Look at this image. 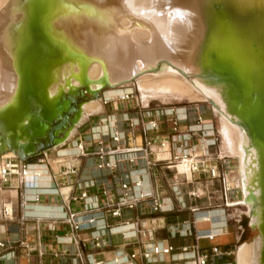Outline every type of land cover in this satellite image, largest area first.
<instances>
[{"label": "bare ground", "instance_id": "obj_1", "mask_svg": "<svg viewBox=\"0 0 264 264\" xmlns=\"http://www.w3.org/2000/svg\"><path fill=\"white\" fill-rule=\"evenodd\" d=\"M262 1L49 0L48 8L40 14V24L57 43L59 56L45 70L42 85L47 98L51 100L61 91L82 85L86 77L91 78L87 84L90 91L110 82L123 84L139 72L154 71L164 61L158 72L138 80L142 96L212 101L220 115L224 150L240 160L234 180L247 192V167L254 162L261 168L264 146L252 135L243 113L234 115L229 111L224 87L214 84V76L203 74L205 65L201 62L198 69L194 60L203 39L211 36V46L220 50L223 58L236 61L239 71L252 68L259 60L255 44L259 37L248 33L254 18L245 16L249 11L236 4L256 7ZM28 6V0H0V109L19 100L23 72L20 52L30 37ZM213 11L225 12L232 21L223 19L214 33H207ZM96 72L101 74L97 81L92 79ZM221 83L232 87L227 81ZM115 91L110 94L116 95ZM84 109L98 111L99 100L87 102ZM1 126L8 128L3 123ZM184 162L190 163L188 169L183 165L188 173L191 160ZM255 200L256 196L245 199L247 203ZM262 244V237L242 244L237 264H261Z\"/></svg>", "mask_w": 264, "mask_h": 264}, {"label": "built area", "instance_id": "obj_2", "mask_svg": "<svg viewBox=\"0 0 264 264\" xmlns=\"http://www.w3.org/2000/svg\"><path fill=\"white\" fill-rule=\"evenodd\" d=\"M135 98L132 89L116 95L106 93L101 99L104 112H98L100 115L93 123H85H89L87 129L79 133L80 138L74 144H53L33 158L2 157L0 185L12 184L16 180L25 190L58 191L57 187H42L38 181L40 173H44L50 161H53L51 152H55L56 160L62 163L70 153L64 151L73 149L80 157L87 158L90 177L82 178L84 181L79 182L80 191L71 197L72 201L81 205L82 210L79 213L70 211L54 219L52 230H56V224L60 221L68 224L74 232L71 242H61L64 248L56 253L57 256L73 252L77 254L75 263L84 262V250L91 243L94 249H114L115 254L107 261L91 260L89 254L85 264H222L220 259L224 256L230 258L233 251L223 252L221 245L215 242V233L204 230L201 234L196 228V220H186L173 236H195L196 242L180 246L164 243L157 234L159 225L154 215L172 210L167 206L166 193L159 187L166 180L167 185L176 190L179 175H184L190 183L200 179L203 174L212 181H219L220 189L217 191L220 192L222 205L232 207L231 204L242 198L235 181L229 178L228 169L234 157L220 156L219 151H207L209 144H206L205 152L197 153L196 146L192 145V131H184L181 127V122L187 119L186 111L175 115L174 108L169 109L168 113L166 110H156L155 114L148 116V121H140L139 117L127 111H110L111 105H117V102L128 104ZM168 114L172 116V132L167 136L159 134V131L162 117ZM197 115L196 124L190 127L201 131L206 121L202 114ZM136 126L142 129L138 136L134 135ZM208 133H213V130H208ZM186 159L191 160L190 177L188 173H180L177 168ZM162 170L165 172L162 173ZM166 170H175V174L167 178ZM77 171L71 167L65 173L70 175ZM32 175L36 180L32 179L35 182L29 183ZM197 194L194 190L189 193L190 196H200ZM41 196L42 193H37L30 202H39ZM191 210L196 212L198 208ZM4 212L6 215L13 214V208L5 207ZM82 232H89L90 237L80 238ZM201 239H208L211 243L209 252L202 250ZM75 244L82 245L76 248ZM5 246L0 239V248Z\"/></svg>", "mask_w": 264, "mask_h": 264}, {"label": "rangeland", "instance_id": "obj_3", "mask_svg": "<svg viewBox=\"0 0 264 264\" xmlns=\"http://www.w3.org/2000/svg\"><path fill=\"white\" fill-rule=\"evenodd\" d=\"M39 3L40 4L38 7H35L34 4L30 3L28 6V11L31 12L28 19L30 37L28 40V44H25L20 52L22 71L25 75H23L22 73V85L20 88L19 100L14 104L10 103L0 109V126L3 123L8 126L9 129L12 128V133L15 137L23 134L24 128L27 126L35 129V133L37 135L45 136L47 131L59 121V118L65 112L68 111L70 102L66 98L67 93L70 94L73 91L78 90L77 92L79 94L80 100L79 104L82 107L80 110H78L77 113H74V115L72 116L73 119L70 127L65 129V134L63 133V136L65 138L72 137L79 126L87 121L93 123L95 121L94 119H97L100 115L97 112L85 119V114H92L88 113V111L84 109V105L87 102H90L91 100H99V105H102L101 99L105 96L106 93L110 94L115 90V92L118 93L120 91L119 89H121V91L132 89L136 96L135 100L129 102L128 104L117 102V105H111L110 111H127L133 114L136 118L139 117L140 121H142V119L148 121V116L150 114H155L156 110H162L163 112H165L166 110V113H168L170 112L168 111L169 109L174 108L176 110L175 115L177 113L186 111L188 113L187 119L181 122V127L184 131H192V145L196 146L195 151L197 153L201 154L205 152L206 144H209V149H207V151L214 153H218L219 151L220 156L234 157L232 154H229L224 150L223 136L220 133V115L216 113L212 101L201 99H197L194 101H190L189 99L166 100L160 96H154L152 98H144L142 96L139 90L138 80L147 75H153L154 73L158 72L160 70V66H162L164 61H161L160 64L155 67L154 71H142L137 73V76L135 75V77L132 78L131 81H124L123 84L110 82L107 83L103 88L94 91L89 90L87 84L90 82L91 78L86 77L85 83H83L82 85L71 87L69 90L61 91L56 97L48 100L47 95L44 94L45 86L44 84L42 85V83L44 82L43 80L46 77L45 70L48 66V63L50 61H52L51 63H54L59 56V47L57 46V43L53 41L52 38H50L47 30H45L40 24V19L42 17L40 14H42L48 8L49 0H40ZM236 5L244 8L245 11H249L245 16H252V18H254L252 20L253 24L251 25V27L249 26L250 30H248V33L250 35L254 34V37L257 35V37H259V39H256L255 41V44H257V47H259V52L257 53L259 60H257V62L253 64L252 68H249L247 71H239L236 61L235 63L233 62V60H231L232 58H223L219 54L221 51L211 46V36H209L210 38L208 37L207 40L206 38L203 39V45L202 43L200 45L201 50L199 48V51L196 54L194 60V63L198 69V66L201 62L205 65L206 72H203L204 75L206 74L214 76L211 81H213V83L216 85H221L224 87L223 96L226 100L229 111L234 115H238V113L242 112L243 110H247L248 107L252 104V91L257 88H264V2L262 1L261 5L256 7L253 5H250L248 7H243L241 4ZM224 14L225 12L223 11L212 12L209 22L211 23V28L209 27L207 33H214L216 29H218L219 25L221 24V20L223 19L227 20L229 18V21H232L230 15L226 17ZM240 34L241 36L244 35L242 30ZM222 69L227 70L228 72L232 73L233 76H235V78H233L231 88L228 85L221 83L222 81L218 77H216V75L218 76L222 74V72L220 71ZM92 79H94L95 81L100 80L101 74L99 72H96V74L92 76ZM108 90L109 92H107ZM31 93L34 96V101L36 100L37 102L42 104V107L38 112L29 113L30 108L33 107V105L32 101H30L27 96H29ZM239 101H242L243 104H240L241 102ZM196 107H198V110ZM80 112H82L81 116ZM198 113L202 114L203 118L206 121V124L202 127L203 129L201 131L196 130L197 128L190 127L196 124ZM171 117L172 116L170 114L162 117L161 130L159 131V134H165L167 136L171 135ZM259 124H264V112L260 114ZM85 129H87V127ZM69 130H72V134L68 133ZM208 130H213V133H208ZM141 131V127L136 126V128L134 129V135L138 136ZM63 136H61V138H63ZM56 141L57 140L52 142V145H58L57 143H55ZM52 145L48 147H51ZM46 148L42 149L40 152H42ZM40 152L38 154H40ZM38 154H33L30 158H33ZM164 156H167V154H165ZM231 160L233 162L228 169L230 174L229 178L235 181V172L240 168L241 164L239 158L234 157V159ZM188 164L190 163L184 162L178 165L177 168L180 173H185V170L189 168V166H186ZM183 165H185L187 169L184 168ZM190 173V170H188V175H190ZM247 173L248 191L244 192V190L239 185H237V182L235 181L237 187L241 191L242 198L237 203H233L232 207H226L228 209L227 213L229 214V224L232 226V228H234L239 237V240L233 246V254L228 260L231 261L232 264H235V251L237 247L243 242H252L257 238L262 237L263 246L260 254V262L261 264H264V155H262L261 168H259V165L256 166V163L252 162L247 167ZM166 174L169 178H171L175 174V170H166ZM179 181L180 182L177 185V189L174 190L170 185H167V182L165 180L164 189H166L168 192L173 193H185L186 190L193 187V185H199L205 190V192H203L202 190H200L199 192L198 189H193L198 193L197 195L200 196L192 197H196L198 201L199 199H202V201H208L210 199L211 201H213V203L211 202L212 204L219 202L220 192L217 191L220 189L219 181H212L204 174L200 179H196L192 183L188 182L184 175H179ZM258 189H261V193L259 194L256 193V190ZM237 195L238 198H240V194L237 193ZM255 196L256 200L254 202L247 203L245 201L246 198H254ZM81 210L78 209L77 211H74V213H79ZM178 214L180 216H186V213ZM208 226L214 228L213 224H205L200 225L199 229L207 228ZM204 242L205 240L202 241V247H205ZM81 245L82 244H75L74 246L78 248L79 246L81 247ZM87 248H90L89 245L87 246ZM239 248L236 251V258H238ZM73 262H75L74 259Z\"/></svg>", "mask_w": 264, "mask_h": 264}, {"label": "crops", "instance_id": "obj_4", "mask_svg": "<svg viewBox=\"0 0 264 264\" xmlns=\"http://www.w3.org/2000/svg\"><path fill=\"white\" fill-rule=\"evenodd\" d=\"M100 110L101 112L105 110L102 105H100L98 111L88 113L93 114L100 112ZM89 115L85 114V119ZM85 123L77 128L72 137L65 138L63 136V138L57 139L55 143L58 146L64 145L67 142H73L74 144L75 140L80 138V136L78 138L79 133L87 127ZM71 132L72 130L68 131V133ZM16 142L22 143L18 139ZM21 147L27 150L24 145H21ZM68 151H70L69 156L62 163H58L56 153L51 152L50 156L53 161H50L47 168L45 167L44 173H40V180H38L42 187H57L58 191L49 189L25 190L16 183V180L12 184L0 185V239L6 244L5 247L0 248V264H85L87 263L86 257L89 254H91L90 259L95 261H107L114 257V249L100 251L92 248L90 244V248L84 250V262H73V259L77 256L73 252H69L67 255H56V253L62 251L64 248L61 242H71L74 232L68 224L60 221L56 224V230H52L51 227L54 219L62 217L67 212L81 210V206L72 201L71 197L80 191L79 182L84 181L82 178L88 179L90 177V173L87 170V158L80 157L73 149L65 150L64 152ZM7 156L17 155L11 151L4 152L0 155V162L2 157L5 158ZM71 167L78 169L76 174L68 175L65 173ZM164 172L165 170H162V173ZM196 177H199V175ZM32 179L36 180V177L32 175L29 178V183L35 182ZM159 188L166 193L168 208H172L170 211L154 215L155 222L159 225L157 234L164 243L180 246L196 242L195 236H173L177 231H180L183 221L196 220V228L201 234L204 233V230H210L217 235L215 242L221 245L223 252L233 250V246L239 240V237L234 228L229 224L228 209L222 205L220 199L219 202L212 204L213 201L210 199V201H202V199L198 201L196 197L190 196L189 193L193 189L205 192L199 185H193L185 193L168 192L164 189L165 184L163 183ZM37 193H42L40 201L30 202ZM5 207L13 208V214L6 215L4 212ZM195 207L198 210L192 212L191 209ZM178 213H186V216H180ZM207 217H210V220ZM205 224H213L214 228L208 226L207 228L199 229L200 225ZM89 237V232H82L80 235V238ZM204 240L205 247H202V241ZM117 241L119 242L120 239L117 238ZM199 243L203 251H210L211 243L208 239H201ZM244 243L247 242H243L242 244ZM236 251L235 264H237ZM228 259L229 257L224 256L220 259V262L222 264H232Z\"/></svg>", "mask_w": 264, "mask_h": 264}, {"label": "water", "instance_id": "obj_5", "mask_svg": "<svg viewBox=\"0 0 264 264\" xmlns=\"http://www.w3.org/2000/svg\"><path fill=\"white\" fill-rule=\"evenodd\" d=\"M39 1L40 0H28V3L34 4L35 7H38L40 4ZM220 71L222 72V74L218 75V76L216 75V77H218L221 81H227L232 85V81L234 78L232 73L228 72L225 69H222ZM44 94L46 95V92ZM251 95H252V101L253 102L248 107V109L243 110L242 113H243V116L245 119V123L249 127L252 135L255 138H257L260 141V143L264 146V124H259L260 114H262V112H264V88L255 89L254 91H252ZM27 98L30 101H32V105H33V107L30 108L29 113L38 112L41 109L42 104L37 102L36 100L34 101V97H33L32 93L29 96H27ZM239 102H241L240 104H243L242 101H239ZM10 129H12V128H10ZM10 129L9 128L3 129V127L0 126V135L3 136V140L6 142L7 145H10V141L8 139V131ZM52 142L53 141H51L49 144L39 145L35 149L34 153L29 154V155H26L25 148L21 147L22 144L17 143L16 141H15V145L17 146V148H15L12 145H10V148L19 156V158L26 159V158L31 157L33 154H38L42 149L52 145Z\"/></svg>", "mask_w": 264, "mask_h": 264}, {"label": "flooded vegetation", "instance_id": "obj_6", "mask_svg": "<svg viewBox=\"0 0 264 264\" xmlns=\"http://www.w3.org/2000/svg\"><path fill=\"white\" fill-rule=\"evenodd\" d=\"M66 98L70 102L69 107H68V111L65 112L59 118V121L47 131L45 136L37 135L35 133V129L26 125L27 127L24 128V133L20 134L17 137L14 136V134L12 133V130L10 131V134L8 135L10 145L17 148V146L15 145V141L17 139L19 141H21L22 139H25V141L22 142L21 144L27 148L26 155H29V154L34 153L35 149L39 145L49 144L51 141L54 142L55 140L60 139L61 136H63L65 129L70 127V124L72 123V119H73L72 116L74 115V113H77L78 110H80L82 107L79 104L80 100H79L78 92L73 91L70 94L67 93ZM10 145H7L6 142L3 140V136L0 135V146H1L0 155H2V153H4V152L11 151ZM257 146H259V145L257 144ZM260 150L262 152V148H260Z\"/></svg>", "mask_w": 264, "mask_h": 264}]
</instances>
